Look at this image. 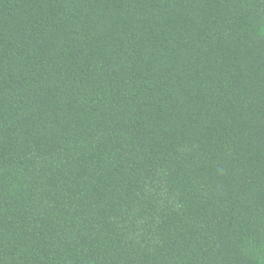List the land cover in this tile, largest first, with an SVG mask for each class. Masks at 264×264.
<instances>
[{
	"label": "trees",
	"instance_id": "obj_1",
	"mask_svg": "<svg viewBox=\"0 0 264 264\" xmlns=\"http://www.w3.org/2000/svg\"><path fill=\"white\" fill-rule=\"evenodd\" d=\"M0 264H264V0H0Z\"/></svg>",
	"mask_w": 264,
	"mask_h": 264
}]
</instances>
